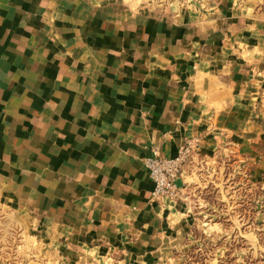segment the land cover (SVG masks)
Listing matches in <instances>:
<instances>
[{"label": "crops", "instance_id": "0c3cea01", "mask_svg": "<svg viewBox=\"0 0 264 264\" xmlns=\"http://www.w3.org/2000/svg\"><path fill=\"white\" fill-rule=\"evenodd\" d=\"M263 4L0 0V264H264ZM185 139L152 200L143 160ZM223 168L250 206L195 194Z\"/></svg>", "mask_w": 264, "mask_h": 264}, {"label": "built area", "instance_id": "2783aa9c", "mask_svg": "<svg viewBox=\"0 0 264 264\" xmlns=\"http://www.w3.org/2000/svg\"><path fill=\"white\" fill-rule=\"evenodd\" d=\"M198 148L199 142L194 139H185L173 157H163L156 147L151 148L150 155L143 160V166L152 185V200L176 197L175 182L182 180L187 167L196 165Z\"/></svg>", "mask_w": 264, "mask_h": 264}, {"label": "rangeland", "instance_id": "374dc122", "mask_svg": "<svg viewBox=\"0 0 264 264\" xmlns=\"http://www.w3.org/2000/svg\"><path fill=\"white\" fill-rule=\"evenodd\" d=\"M262 9L264 11V4L262 6ZM202 167L203 165L201 164L197 165L196 169L199 173ZM239 177H241V175ZM215 182L221 183L222 186L214 185ZM250 188H251L250 180L245 179V177L244 178L242 177V179H238V178L236 179L230 176V174L228 176V172L224 169V172L222 174H218L217 176L212 177L211 183L199 184L194 188L193 191L195 192V194H198V197L200 199H204L206 196H211L213 198L212 206H214L215 209L220 212L223 211V209L221 208L222 206L231 203V200L228 198L230 192L238 193V195L236 196H237V205L239 208H245L250 206L251 194H253V198H252L253 202L256 200L255 206L260 208L264 207V189L262 191L260 190V194L258 197L255 194L259 192V189L256 192L254 188L250 191ZM249 191L251 194L249 193ZM231 195L232 194H230V196ZM196 199L198 198L196 197ZM216 210L215 211L210 210V211L212 214H214ZM4 233L5 231L2 228V220L0 218V247H4L3 246ZM6 233H10V232L7 231Z\"/></svg>", "mask_w": 264, "mask_h": 264}]
</instances>
